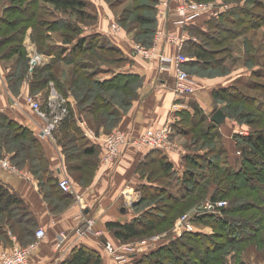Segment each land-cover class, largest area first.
<instances>
[{"label":"trees","instance_id":"1","mask_svg":"<svg viewBox=\"0 0 264 264\" xmlns=\"http://www.w3.org/2000/svg\"><path fill=\"white\" fill-rule=\"evenodd\" d=\"M126 1L130 4L118 17L119 23H128L126 26L136 30V35L144 44H152L158 29V0H115L110 4L113 6ZM143 1L147 3L143 4ZM252 1V6L239 2L218 17L211 18L205 32L196 27H189V32L196 35L200 42L187 44L188 56L193 60L184 64L186 70L193 69L198 72L219 67L221 72L227 71L223 75L226 76L232 71L227 62L234 59L233 43L240 38H246L242 45L245 52L243 61L252 69L250 75L239 76L232 86L217 88L212 94L215 104H223L221 110L227 118L251 127L247 135L237 134L234 137L237 154H240V167L235 170L229 165L221 125L212 121L197 104L194 106V112H181V120L173 125L179 135L191 138L195 147L201 144L200 147L192 149V153L186 157V170L183 175L173 171V165L167 157L158 152L159 150L153 151L139 165L141 171L151 168L147 175L142 172L146 184L142 186L144 196L140 204L138 203L140 206L136 207L139 211L138 217L129 223L108 222L107 227L118 241L131 243L145 237L148 232L164 228L166 223L173 225L179 215L202 204L208 197L215 203L229 198L233 192L244 188L245 191L228 201L227 206L218 210L219 213L206 212L194 219L196 223L213 227L214 234L184 232L165 245L157 246L155 243L154 247L149 246L143 254L132 256L129 264H168L183 259L184 254H178L180 251L191 253L195 258L194 263L183 259L182 264H229L231 254L233 258L237 257L234 264H246L244 258L250 259L248 253L253 247L258 254L256 259L259 256L264 258V99L249 93L264 92V61L258 60V57L252 54L253 51L259 56V51L253 43L255 38L247 37L248 32L255 31L256 34L264 27V1ZM9 3L0 17V47L11 44L5 50L6 56H26L22 46L23 33L30 26L37 32L38 43L48 39L51 36L48 32L51 30H55L53 32L61 39L60 45H52L46 53L54 56L57 61L72 66L66 85L60 81L56 63L53 67L51 63L34 69L33 76L36 80L32 82V86L41 87L52 82L65 96L69 92L64 87L70 88L79 115L68 102L65 103L67 114L60 124L64 132L62 131V139L59 137L58 141L63 147L69 171L75 181L81 186L92 183L96 170L94 168L98 165L96 157H99V149L95 145L89 146L90 142L84 135L80 121L83 122V115L87 114L96 133L101 127L112 131L132 107L134 99L139 96L138 90L141 86L137 85L136 89L129 90L130 84L133 80L143 78L137 74L116 73L117 66L128 63L129 57L105 34L85 33L79 21L83 18L94 19L98 15L95 6L88 0H9ZM48 8L55 11L54 14L58 17L56 21L43 19V16L53 13ZM64 15L77 16L79 21L76 23ZM21 24L22 27H18ZM17 27L18 29H15ZM219 46H222V49H219ZM38 48L39 51H44L42 43ZM27 64L28 59L22 63L20 73L12 72L8 75L13 92H16L25 79L29 68ZM103 65L109 67L106 69ZM102 73H110L111 77L98 79L96 76ZM131 90L135 91V98L129 94ZM123 91H126L125 95H122L120 101H115ZM4 129L7 130L6 133L0 131V154L7 152L11 162L22 168L26 167L28 160L35 164L32 168L33 174L51 182L47 196L55 193L59 196L57 201H49L53 210L58 211L64 205H69L73 200L63 193L59 187V179L53 177L43 145L35 133L0 112V130ZM155 163L159 164V167L153 166ZM159 173L162 175L160 177L167 178V184L157 182L156 175ZM6 177V172L0 170V179ZM213 184L215 192L209 194ZM146 203L149 209H142V205ZM7 226L9 230L5 229ZM14 226H19V231L16 232ZM35 228V219L28 204L18 193L0 184V240L8 239L7 231H11L16 233L14 235L21 245L27 247ZM252 241L257 243L250 247L234 245L236 242L241 244L240 242ZM227 245L231 246L229 251L226 249ZM223 247L225 250L221 251ZM202 253L204 254L201 258L199 256ZM102 257L97 250L79 246L62 264H103ZM262 260L257 259L259 263Z\"/></svg>","mask_w":264,"mask_h":264},{"label":"crops","instance_id":"2","mask_svg":"<svg viewBox=\"0 0 264 264\" xmlns=\"http://www.w3.org/2000/svg\"><path fill=\"white\" fill-rule=\"evenodd\" d=\"M213 17L218 16L205 12L184 28L174 27L171 22L164 21L160 30L162 38L157 46V52L162 55L161 59L156 58L155 62L140 60L138 64L136 63L137 61L133 60V65L126 64L124 67L115 70L116 73L142 76L145 79V83L140 88L139 97L133 102L132 108L123 115L118 126L111 131L113 133L120 132L127 137V140H131L128 146L123 147V151L115 163L106 164L103 161L105 155L104 141L107 133L110 132L101 127L94 135L89 134L88 129L86 131L82 121H80L84 135L90 142L89 146H97L99 157H102L101 163L99 162L94 168L96 170L92 183L81 186L75 181L73 174L70 173L68 163L66 162V155L57 138L59 130L54 131L52 135H47L44 130L45 128L37 130L33 128V124L26 115L25 110L11 109L8 112L9 118L34 131L35 135L39 138L53 177L57 179L67 177L71 181L75 191L74 195L66 193L73 201L57 211L53 210L49 201H57L59 196L56 193L47 196V190L50 191V187L48 186L51 184L50 180L45 181L39 176L26 171H7V177L0 179V184L18 193L33 213L36 228L33 237L27 245V247L32 248L29 255V264H50L56 261L62 264L71 256L72 251L79 246H86L99 251L103 256V264H117L114 263V260L111 259L112 255L105 248L106 242L118 244V240L108 229L107 223L112 221L129 223L138 217L135 211L129 210L124 205V193L127 191L126 187L128 183L131 182L135 187L134 189L141 192L142 186L146 184V181H140L139 177L135 176L136 168L153 151H158L149 147H138L133 141L140 139L149 129H159L170 123L173 127L176 122L180 121L181 112H194V106L197 104L212 117L217 110L213 100V91L220 87H230L237 79V76L234 74L224 79L222 77H216L211 80L199 78L197 81L192 78L197 87V91L194 94L180 97L175 94V59L182 52L185 55L187 54L186 56L192 61L193 58L188 56L186 46L191 42H200L196 35L189 32L188 28L196 27L205 32L208 28V21ZM108 28V25L105 28L96 26L91 31L86 30V33L97 32L105 34V36L123 50L126 56H129L130 53L132 54L130 49L132 44L128 41L126 35L111 34ZM166 58L171 59V62H163L162 59ZM110 77L107 76L104 79H109ZM23 83L27 85H23L22 87L25 96L29 87L27 78L24 79ZM15 103L21 104L20 101H15ZM71 105L75 113L79 115L76 102L73 98ZM23 108L25 109L24 106ZM42 117L48 121V116L42 115ZM85 119L90 126V119L87 114L83 115V122H85ZM220 128L223 134V144L228 151L229 165L236 170L240 166V161L239 158L235 160L238 151L234 137L237 134H241L240 130H245L246 127H242L228 119ZM176 134L177 132L174 130L172 135H179ZM158 152H161L168 158L173 165V171L181 176L186 170V157L192 153L191 151ZM235 161L238 164L237 167H235ZM3 169L0 166V170ZM84 219H92L94 221L93 229L89 234L78 237L75 232L84 222ZM39 228L46 231V237L41 240L35 234ZM5 229L9 230L8 226ZM7 233L9 234V238L0 240V255L5 250L10 249L15 242L21 245L16 235L11 231H7ZM62 234L66 236L65 242L59 250H56V245Z\"/></svg>","mask_w":264,"mask_h":264},{"label":"rangeland","instance_id":"3","mask_svg":"<svg viewBox=\"0 0 264 264\" xmlns=\"http://www.w3.org/2000/svg\"><path fill=\"white\" fill-rule=\"evenodd\" d=\"M88 1L91 2L95 6V8L97 9V11H98V15H96L97 18H94V19L92 17L90 19L83 18L82 20L79 21L77 16L76 17L75 16L71 17L69 15H64V16H66V18H68V19L70 18L72 21H74L76 23L79 21L80 24H82V28L85 31L86 30L91 31L96 26H98V27L100 26L101 28H105L108 25L109 31H111L113 33L114 27H119L120 28L119 35L125 34L126 37L128 38V41L132 44V47L130 48L132 54L130 53V55L128 56L130 60L128 63H126L127 65L128 64L133 65V63H134L133 60H135V62L137 61L136 63L138 64V62L140 60L146 61V62H150V61L155 62L156 58L161 59L162 55L157 52L158 51V48H157L158 43L160 42V40L162 38L161 32H160L161 25L164 21H168V22H171L174 27H180L181 28L182 25H180V23L178 22V19H177L178 17L176 15V11H177V8L179 5H181V4L209 5V4H212L213 2L217 1V2H222L223 4H226L228 6V9H230V7L232 5H237V3H239V2L245 3V4L247 3L250 6H252V2H253L252 0H206V1H202V2H199L198 0H171V1L169 0L168 3L169 2L170 3L168 4V8H167V7L162 5L164 0H158L157 12H156L157 19H158V29L154 35L152 44L147 45V44H144L141 41V39H139V36L136 35V30H134V29L131 30V29H129V26H126V25H128V23L120 24L118 21V17L123 12V9L128 4H130L129 1L122 2L121 4H115L113 6H111L110 3H114L115 0H88ZM261 1H264V0H261ZM142 3L146 4L147 2L143 1ZM9 4H10L9 0H0V17H1V13H3L4 9ZM48 9H50L53 13L46 15V17L43 16V19L56 21L58 19V17H57V15L54 14L55 11H53L52 8H48ZM228 9H226L224 11H227ZM101 11H102V14H101ZM103 11H104V15H103ZM107 14H108V17H107ZM60 16L63 17L62 15H60ZM22 25L23 24H21L18 27H22ZM18 27L15 29H18ZM53 31H55V30H51L48 32V34L51 35L50 36L51 38L49 37L48 39L43 40L40 43H38L37 37H36L37 32L34 31L33 27L30 26L28 29H26L25 33H23L24 34V40L22 43L23 49L26 52V56H24V57H20L19 55H13V54H11L10 56H6L4 54L5 50L7 49V47H10L11 44L10 45L6 44L5 46L0 47V112L8 115V112L11 111V109L12 110H22V111L25 110L26 115L28 116V118H30V120L33 124V128L36 130L39 128H41V129L45 128L46 129V127L50 123L54 122V120H55L54 118L59 113L60 114H62V113L67 114L66 109L64 107L65 103L68 102L70 104V107H71L72 106L71 105L72 98L75 101V97H74V95H72L70 88L68 86H67L68 88L64 87L66 89V91L69 92L67 94V96H65L61 92L59 87H57L55 85V83H52V82H49L47 85H43L41 87H40V85L34 86V87L32 86V82L36 80V77L33 76V72L35 71L34 69H37L39 67H42L44 65L51 64V63H52V67H53L56 63V67L58 68V70L60 72V79H61L60 81L62 84L64 83L65 85H66V83H65L66 80H68V74L72 70V66L66 65L64 62L62 63L61 61H57V59L54 56L47 55V53H46V51L49 49V47H51L52 45H56V44L60 45V42H61L59 35L55 34ZM254 33H255V31L248 32L247 37L248 38H252V37L255 38L253 43H254V47L259 51V53H258L259 56L257 54H255V52H253V51H252V54L256 55V57H258V60L264 61V27L261 28L260 30H258L256 34H254ZM169 35L173 36L172 34H169ZM245 39L246 38H244V39L240 38L238 40H235V42L233 43V56H234L235 60L230 59L227 62V66L230 69H232L231 73H229L228 75L223 76V75H225V72H227V71L221 72V68H219V67L216 69L215 68L214 69H207V70H205V72H198L197 70H193V69H191V70L189 69L186 71L188 72V74L191 78H194L197 81L199 80V78L204 79V80H206V79L211 80V79H215L216 77H222L224 79L225 77L233 75V74L237 77H239V76L248 77L250 75L252 69H249V67L243 61L245 52H244V48L242 45H244ZM41 43H42V47H44V51L38 50L39 49L38 46ZM12 45H16V44H12ZM134 46L135 47L138 46L140 49H145V50L149 51L150 52L149 57L143 58L140 54L134 52ZM219 47H220L219 49H222V46H219ZM38 53L43 56L45 61L40 66L36 67V65L33 66V61H34L35 56ZM260 55H262V56H260ZM109 57H111V56H109ZM26 59H28L27 65L29 68H28L27 74L25 76V79L27 78V80L29 82L28 83L29 87L27 88V93L25 94V96H26L25 97L23 94V88L22 87H23V85L24 86H27V85L25 83H23L24 80L22 81V83H20L19 88L16 89V92H13L10 88V85H9L8 75L12 72H15L16 74L20 73L21 68H22V63L26 62ZM88 61H90V60H88ZM91 61H93V60L91 59ZM105 65H103V66H105ZM108 67L109 66H105L104 68L107 69ZM122 67H124V65H121L120 67L117 66L116 69H120ZM255 67H257V66H255ZM112 68H114V67H112ZM107 76H111V74L102 73L100 75H97L96 77L100 80H103ZM144 83H145L144 78L138 79V80L137 79L133 80L132 84H130V86H129V90L130 89H132V90L136 89L137 85L139 87L140 86L142 87ZM132 90H131V92L129 91V94L133 95L135 98L136 97L135 91H132ZM139 90H140V88H139ZM139 90H138V92H139ZM125 93H126V91L121 92L120 96H118V98H116L115 101H120V99L123 97L122 95H125ZM249 93L258 95L261 99H264V92H249ZM29 96L35 98L36 100H38L41 103V110L39 112L33 110L30 107V105H28L27 100H28ZM135 99H134V101H135ZM15 101H20L21 104L18 105L17 103H15ZM51 105L53 107H51ZM23 106L25 107V109L23 108ZM28 107H30V108H28ZM223 107H224L223 104H220V103L216 104L217 110L222 109ZM131 108H129V110ZM49 110H50V112H51V110H53L52 117H49L48 121H46L43 119L42 115L43 116L46 114L48 115ZM40 114H42V115H40ZM228 119L229 118L226 117V120H228ZM229 120L236 122L238 125H241L235 119H229ZM89 121L91 124V120H89ZM82 123H83L86 131L88 129V131L90 130L93 133H96V131L94 129L95 127L93 128L92 125L89 126L87 124L86 119H85V122H82ZM176 124H178V123H176ZM169 125L172 126L171 123ZM241 126L246 127V128H245V130H240V133L247 135L249 128H251V127H249L247 125H241ZM171 128H173V127H171ZM61 129H62L61 125H58V127L55 129V132L59 130L58 137H57L58 140H59V137L62 139L61 136L64 132ZM174 130L175 129L173 128V132H174ZM0 131L1 132L3 131L2 133H6L7 130L4 129V130H0ZM110 134H113V132L110 131V133H107V136H109ZM72 135H73V133H72ZM176 135H178V133ZM199 141L201 142V139H199ZM167 142L170 144L172 149H174L176 151H192V149H195V148L201 146V144H199L198 146L195 147V145L191 141V138L184 137L182 134H180L178 136L172 135L170 138H168ZM201 143L203 145V142H201ZM73 152H75V151H73ZM171 152H173V151L171 150ZM34 153H35V150H34ZM75 153H77V152H75ZM76 155H78V154H76ZM239 157H240V154H236L235 160L238 159ZM96 158H98V160H96V161H98V164H99V162L101 163L102 157H96ZM117 160L118 159L116 158L113 162H110V163L113 164ZM28 161L29 162H26V167L22 168V167H19L17 164L11 162L10 155L7 152H3V154H0V162H2V164L3 163H9L10 166H12V168L14 167V169L16 171H19V172H23V171L25 172L26 171L28 173H33L32 168L35 164L32 163L30 160H28ZM237 165L238 164L235 161V167H237ZM153 166H155L157 168V167H159V164L156 165V163H155V165H153ZM149 168H151V167H149ZM149 168H145V170L141 171V170H139V167H137L136 171H135V176H138L140 181L141 180L146 181V179L142 176V174L144 173L145 175H147L148 174L147 171L149 170ZM2 171L6 172V173H7V171L13 172L9 168H4ZM76 174H77V172H76ZM160 176H162L161 173H159V175H156V177H158L157 182L162 184V185L167 184V178L166 177H160ZM134 188L135 187L132 184V182L128 183V185L126 187L127 191H125V193H124L125 196L123 197L124 205L129 210H133V211H135L136 207L140 204V202L144 196L142 193V190H141V192H139ZM215 189H216L215 185L214 184L211 185V188L209 189V194L215 192L214 191ZM242 191H245V188L241 189L237 192L231 193L229 198H224L221 201H226L228 204V201H230L231 199H233L236 196H240L243 193ZM210 202H212V201H211L210 197H208L206 199V201H204L202 204H200V205L198 204L196 207H193L192 209H190V210L182 213L181 215H179L178 218L176 219V221H174L173 225L169 226L166 223V226L164 228L161 227V229L158 231L148 232V234L146 233L147 235H145V237H143V238H139L138 240L132 241L131 243H123V242L121 243L120 241H118V244H112V243L111 244L115 247L117 252H122V250L126 249L128 251L134 252L135 255L138 254V256H139V255L143 254V251L148 250L149 246L154 247L153 244H155V243H156L155 245H157V246L162 245V244L165 245L169 241H172V240L178 238L180 236V231L182 232V229H183V228H181V226L183 225L182 221L184 219L189 218V217L191 218L190 223L193 226L194 232L197 231V232H202V233L212 235L215 233V229L213 227H210V226L204 225V224H199V223H196L194 221V219H196L198 215L204 214L206 212L219 213L217 210L216 211H203V209ZM146 206H147V203L142 205V209H149ZM140 211H142V210H140ZM199 211H200V213H199ZM135 213L137 214V213H139V211L136 209ZM21 225L23 226L24 224L21 223ZM18 227L19 226H14V229L16 230V232L19 231ZM230 227H232V226H230ZM14 234H16V233H14ZM217 238H219V237H217ZM240 243L241 244L236 242L234 244L235 247H237L239 245H242L243 247H246V246L250 247L251 245L256 244L257 241H252L250 243H247V242H240ZM227 246L228 247L226 249L229 251L231 246L230 245H227ZM140 250H142V251H140ZM224 250H225V247H223L221 251H224ZM178 254L179 255L184 254V256H182V258L184 260H188V261L194 263L195 258H194V255H192L191 253L180 251ZM203 254L204 253H202L201 256H199V257L202 258ZM248 254L250 255V259H248L247 257L244 258V260L247 261L246 264H264V261H263L264 258H262L261 256H259L257 259H263L262 262L259 263V261H257L256 257L258 254L255 252V247L251 248V252L249 251ZM212 255H214V254H212ZM235 258H237V257H235ZM235 258H233L232 254H231L229 256V260H230L229 264H234L236 262ZM239 258L242 261H244L242 259V257H239ZM111 259L114 260L113 256L111 257ZM183 259H178L177 261L170 262L168 264H182ZM240 259H237V260L240 261ZM114 263H116L115 260H114ZM220 264H223V263H220Z\"/></svg>","mask_w":264,"mask_h":264},{"label":"built area","instance_id":"4","mask_svg":"<svg viewBox=\"0 0 264 264\" xmlns=\"http://www.w3.org/2000/svg\"><path fill=\"white\" fill-rule=\"evenodd\" d=\"M169 0H164L162 5L168 8ZM171 1V0H170ZM228 9L226 4L222 2H213L209 5H192V4H181L178 6L176 15L178 22L181 27L184 28L185 26L189 25L192 21L196 20L199 16L203 15L205 12L213 13L214 16H219L224 10ZM111 34L118 35L120 32L119 27H114L113 33L109 31ZM134 52L140 54L143 58L149 57L150 52L145 49H140L138 46H134ZM45 59L39 53L35 56L33 61V66L36 67L40 66ZM171 62V59L166 58L163 59V62ZM189 59L186 57L182 52H180L176 59H175V72H176V82H175V94L177 96H185L194 94L197 91V87L195 82L189 76L188 72L184 68V64L188 62ZM31 72V71H30ZM28 104L30 107L39 112L41 110V103L33 97H28ZM51 107H53L51 105ZM48 117H52L53 110L48 111ZM66 114H58L54 118V122L50 123L46 129L45 133L47 135H52L55 129L63 122L64 117ZM172 126L167 125L159 129H149L146 133L138 140H134L133 143L138 145V147H149L153 150H159L163 152H171L176 151L172 149L170 144L167 142L168 138L172 136L173 128ZM88 133L94 135L93 132L88 131ZM131 140H127V137L120 133L114 132L105 138L104 141V162L106 164H111L116 158H118L123 151V147L128 146ZM168 143V144H167ZM169 145V146H168ZM0 166L3 168H9L13 172H19L12 168L9 163L0 162ZM59 187L62 189L64 193L68 194H75L73 185L71 181L67 177H62L59 179ZM227 206L226 201H219V202H210L207 206L203 209V211H218L220 208ZM200 213V211H199ZM198 213V214H199ZM191 218L184 219L182 221L183 225L181 226L182 232L180 231V235L184 232H194L193 226L190 223ZM94 225V221L92 219H84V222L77 228L76 235L78 237H83L89 234L92 231ZM187 228V229H186ZM36 237L41 240L46 237V231L42 228H39L36 231ZM66 236L64 234L61 235L57 245L56 250H59L63 243L65 242ZM106 250L113 256V259L116 261L117 264H129L131 257L134 256V252L128 251L126 249L122 250V252H117L115 247L109 243H105ZM31 247H24L20 245L18 242H15L13 246L5 250L0 255V264H29V255L31 253ZM50 264H59V262H52Z\"/></svg>","mask_w":264,"mask_h":264},{"label":"water","instance_id":"5","mask_svg":"<svg viewBox=\"0 0 264 264\" xmlns=\"http://www.w3.org/2000/svg\"><path fill=\"white\" fill-rule=\"evenodd\" d=\"M211 120L216 122L219 125H222L226 121V115L225 113L221 110L218 109L211 117Z\"/></svg>","mask_w":264,"mask_h":264}]
</instances>
